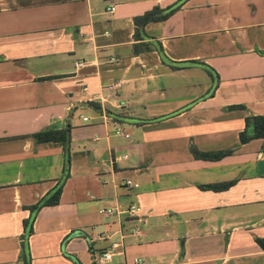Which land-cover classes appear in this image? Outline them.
<instances>
[{
	"label": "crops",
	"instance_id": "1",
	"mask_svg": "<svg viewBox=\"0 0 264 264\" xmlns=\"http://www.w3.org/2000/svg\"><path fill=\"white\" fill-rule=\"evenodd\" d=\"M178 1L0 0V264H264V0Z\"/></svg>",
	"mask_w": 264,
	"mask_h": 264
},
{
	"label": "trees",
	"instance_id": "2",
	"mask_svg": "<svg viewBox=\"0 0 264 264\" xmlns=\"http://www.w3.org/2000/svg\"><path fill=\"white\" fill-rule=\"evenodd\" d=\"M182 1L183 0H179L177 3L169 6L167 9H164V10L159 9L158 7H155L152 10L147 11L143 15L136 16L134 18V23L136 24L134 37L136 39H140L141 38L140 27L143 28L146 25V23L150 21H159V20L166 19L169 15H171L179 7V4ZM138 44L139 43H136L135 45L137 49L150 50L148 46L145 45L143 47L142 45H138ZM192 62H196V61H192ZM172 64L174 63L172 62ZM204 67L210 74H213V70L209 66L204 65ZM245 123H246L245 128L239 133V140L241 143L248 142L255 138L264 139V117L263 116L261 115L247 116L245 118ZM31 137H33L38 142H49V141L50 142H60L63 145L64 150H65L66 170H68L69 151H68L67 145L70 139L69 127L62 128V129L42 130V131L33 133ZM230 153H231V150L199 152L196 155V157L207 159V160H218L222 158L223 156L230 154ZM67 172L65 176H67L68 174ZM233 183L234 181L219 182V183H213V184L200 185V188L213 190V191H221V190L229 188ZM62 184L63 183L60 182L57 188H55L48 195H46L40 201H38L37 204L31 206L32 210L36 212L42 206L57 204L59 201L60 194H61ZM256 241L264 249V238H258Z\"/></svg>",
	"mask_w": 264,
	"mask_h": 264
},
{
	"label": "built area",
	"instance_id": "3",
	"mask_svg": "<svg viewBox=\"0 0 264 264\" xmlns=\"http://www.w3.org/2000/svg\"><path fill=\"white\" fill-rule=\"evenodd\" d=\"M114 10V7H111L110 8V11H113ZM82 63L81 62H78L76 63V66H79L81 65ZM115 86H108L109 89H113ZM88 118L87 117H83V120H87ZM130 182L127 181V184H129ZM138 208L135 206V205H130L128 209L125 210V212L129 213L130 215L131 214H134V212L137 210ZM101 212H107V213H110L111 212V209H102ZM138 232L137 229H134V233L136 234ZM113 247H116L117 244L116 243H113L112 245ZM112 255L113 253L110 251V250H106L102 253H99L97 254L95 257H94V260L96 263H100V264H103V263H107L109 261H111L112 259ZM135 262H141L140 259H134Z\"/></svg>",
	"mask_w": 264,
	"mask_h": 264
},
{
	"label": "water",
	"instance_id": "4",
	"mask_svg": "<svg viewBox=\"0 0 264 264\" xmlns=\"http://www.w3.org/2000/svg\"><path fill=\"white\" fill-rule=\"evenodd\" d=\"M75 262L78 264V262L75 260Z\"/></svg>",
	"mask_w": 264,
	"mask_h": 264
}]
</instances>
